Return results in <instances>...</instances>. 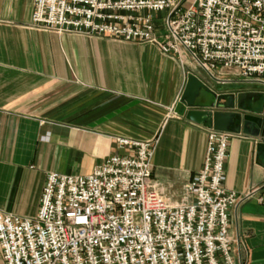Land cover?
I'll return each mask as SVG.
<instances>
[{"label":"crops","instance_id":"0c3cea01","mask_svg":"<svg viewBox=\"0 0 264 264\" xmlns=\"http://www.w3.org/2000/svg\"><path fill=\"white\" fill-rule=\"evenodd\" d=\"M34 0H0V212L36 214L46 174H87L118 152L116 138L151 140L152 177L174 203L202 167L206 127L174 112L188 72L236 119L224 186L244 196L228 209L236 264H264V81L234 68L211 77L152 44L34 28ZM212 98L211 96H209ZM189 198H186L188 200ZM0 264L4 261L0 253Z\"/></svg>","mask_w":264,"mask_h":264},{"label":"built area","instance_id":"2783aa9c","mask_svg":"<svg viewBox=\"0 0 264 264\" xmlns=\"http://www.w3.org/2000/svg\"><path fill=\"white\" fill-rule=\"evenodd\" d=\"M30 25L152 44L211 77L234 68L264 81V0H34ZM234 134L206 127L202 167L179 203L152 177L151 140L116 138L126 153L87 174L48 172L34 216L0 212L4 264H236L228 209L247 195L224 186Z\"/></svg>","mask_w":264,"mask_h":264},{"label":"water","instance_id":"95a60500","mask_svg":"<svg viewBox=\"0 0 264 264\" xmlns=\"http://www.w3.org/2000/svg\"><path fill=\"white\" fill-rule=\"evenodd\" d=\"M229 96L227 93L216 94L194 73L188 72L181 94L175 103L174 112L199 125L211 126L221 131L230 130L235 120L239 118L240 121L243 120V129L246 131L250 116H241L237 112L220 109V101ZM256 147L259 151L264 147V143H257Z\"/></svg>","mask_w":264,"mask_h":264},{"label":"rangeland","instance_id":"374dc122","mask_svg":"<svg viewBox=\"0 0 264 264\" xmlns=\"http://www.w3.org/2000/svg\"><path fill=\"white\" fill-rule=\"evenodd\" d=\"M185 6H187V5H185ZM190 59V58H189ZM191 60V59H190ZM192 61V60H191ZM193 62V61H192ZM195 63V62H194Z\"/></svg>","mask_w":264,"mask_h":264}]
</instances>
